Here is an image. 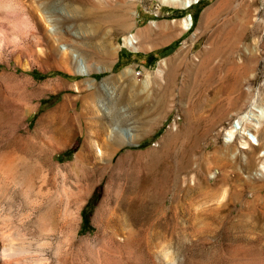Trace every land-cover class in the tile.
I'll return each instance as SVG.
<instances>
[{"label": "rangeland", "instance_id": "374dc122", "mask_svg": "<svg viewBox=\"0 0 264 264\" xmlns=\"http://www.w3.org/2000/svg\"><path fill=\"white\" fill-rule=\"evenodd\" d=\"M25 1L50 21L0 19V230L22 264H264V0ZM152 21L172 36L123 45Z\"/></svg>", "mask_w": 264, "mask_h": 264}, {"label": "bare ground", "instance_id": "6f19581e", "mask_svg": "<svg viewBox=\"0 0 264 264\" xmlns=\"http://www.w3.org/2000/svg\"><path fill=\"white\" fill-rule=\"evenodd\" d=\"M132 3L135 4V0H128ZM161 3H167V4H170V5H178V6H181V7H184L186 5L189 4L190 0H159ZM236 0H217V4L220 8H228L231 6L232 3H234ZM233 5V4H232ZM3 6V5H2ZM3 11L4 12H0V19L2 20H5V22H8V23H12L13 25H15V22L17 21H21V22H26L25 18H27V15L26 13H29L30 15L28 16H31L33 19H36V22L39 20V19H42L43 22L47 23L48 21H50L48 18H46L44 16V14H42L39 10H38V7L37 5L33 4V3H27L25 0H15V5H11V4H4L3 7ZM212 8L206 10L204 12L205 13H208ZM86 10V9H85ZM88 11V10H87ZM40 14H39V13ZM81 13V12H80ZM87 12H82L81 14H84V17L83 19H79V27H82V25H84V21L86 19L85 15H86ZM134 13H135V10H134ZM26 15V16H25ZM80 16V18H81ZM183 21V24H182V27L183 29L187 28L190 24V16H186L184 19H182ZM27 23V22H26ZM40 23V22H39ZM44 23V24H45ZM16 26V25H15ZM14 26V27H15ZM149 26H154V22H150ZM19 27V26H18ZM16 27V28H18ZM95 27V26H94ZM17 30V29H16ZM94 31V30H93ZM172 31V29H171ZM98 32V31H97ZM55 30H53L52 28H50L48 26V28L45 30V38L47 39V47L50 49V50H54V49H57V48H60L59 47V44L57 43V35L55 34ZM142 33L140 35L139 33V38H137L136 36H134L133 34H130V35H127L124 39H123V45H127L129 47H132V48H136V45L137 43L140 44L142 47H148L147 44L150 43V38L148 36L146 37H142ZM31 36H32V39L34 41H37L39 36L36 34V32H31ZM172 36L171 32H163L161 37H160V42L164 39L165 41L170 37ZM41 41V40H40ZM36 43V42H35ZM1 44V43H0ZM58 45V46H57ZM140 46V47H141ZM108 48V47H107ZM61 50V53L63 55H66L65 59L68 61L70 58H72L75 62H78L79 63V66L77 67V71L78 73H85L86 71L88 72L87 70V65L86 63L84 62V59L82 56H80L77 52H75L74 50L69 49L68 46H65L63 48H60ZM39 57V56H38ZM78 65V64H77ZM161 70L158 68L157 69V73L158 75H161ZM57 86V84H56ZM43 89H44V86H43ZM57 108V107H56ZM55 112V111H54ZM51 115V114H50ZM54 116V115H53ZM243 118H249V114H246L243 116ZM240 126H238V121L236 122V124H232L230 130L227 132V135H228V140H230L232 137H233V133L235 131H237V129H239L238 132L242 133V134H245L246 133L242 130H240ZM112 130V129H111ZM110 131V130H109ZM110 133V132H109ZM128 132L126 131V134ZM107 134V133H106ZM130 134V133H129ZM68 135V134H67ZM65 136V135H64ZM67 137V136H66ZM109 137V135H108ZM111 137V136H110ZM109 137V138H110ZM250 137V136H249ZM254 137V136H253ZM252 137V138H253ZM112 138V137H111ZM109 139L107 142H103L104 144V147L106 150H108L113 144L116 143V140L115 139ZM67 139V138H66ZM248 140H250L248 138ZM57 142V141H56ZM254 143V142H253ZM100 148V147H99ZM99 154V153H98ZM14 224V223H13ZM12 228L13 227H18L15 225H11ZM1 229V228H0ZM2 230V229H1ZM0 230V264H22L23 263V257L24 255L27 253V248L23 245V244H20V245H15L14 244V241L13 239L15 240L16 238H18L17 240H20L21 238L18 236V235H22V233H17V236H13L11 235V233H6L5 231H1Z\"/></svg>", "mask_w": 264, "mask_h": 264}, {"label": "crops", "instance_id": "0c3cea01", "mask_svg": "<svg viewBox=\"0 0 264 264\" xmlns=\"http://www.w3.org/2000/svg\"><path fill=\"white\" fill-rule=\"evenodd\" d=\"M166 23L163 21H159L157 24H155L154 26H146L144 28V30L141 32L144 36H148L150 38V43L147 44V46L153 48V43L160 42V37L163 33V30L159 31L162 27H165ZM176 26L178 25H173V28H176ZM165 30V29H164ZM159 31L158 35H156V33ZM172 33V32H171ZM156 35V36H155ZM155 36V37H154ZM157 45V44H156ZM158 46V45H157ZM147 54V53H145Z\"/></svg>", "mask_w": 264, "mask_h": 264}, {"label": "trees", "instance_id": "16d2710c", "mask_svg": "<svg viewBox=\"0 0 264 264\" xmlns=\"http://www.w3.org/2000/svg\"><path fill=\"white\" fill-rule=\"evenodd\" d=\"M195 18V15H193V19ZM83 222L84 223H87V218H86V216L85 215H83Z\"/></svg>", "mask_w": 264, "mask_h": 264}, {"label": "built area", "instance_id": "2783aa9c", "mask_svg": "<svg viewBox=\"0 0 264 264\" xmlns=\"http://www.w3.org/2000/svg\"><path fill=\"white\" fill-rule=\"evenodd\" d=\"M134 73H135V74L139 73V70H138V69H135V70H134Z\"/></svg>", "mask_w": 264, "mask_h": 264}]
</instances>
